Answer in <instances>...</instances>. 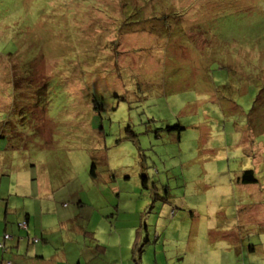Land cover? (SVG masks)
I'll return each mask as SVG.
<instances>
[{"label":"rangeland","instance_id":"rangeland-1","mask_svg":"<svg viewBox=\"0 0 264 264\" xmlns=\"http://www.w3.org/2000/svg\"><path fill=\"white\" fill-rule=\"evenodd\" d=\"M118 3L0 0V113L11 115L0 130L12 128L0 150L1 229L26 214L31 234L52 239L84 225L96 249L130 255L133 233L120 227L154 214L174 241L167 259L145 246L143 264H264V0L143 4L151 22L186 12L175 22L184 40L163 34L170 18L141 31L128 13L130 27ZM22 112L34 116L19 128ZM247 170L258 186L236 182Z\"/></svg>","mask_w":264,"mask_h":264},{"label":"trees","instance_id":"trees-1","mask_svg":"<svg viewBox=\"0 0 264 264\" xmlns=\"http://www.w3.org/2000/svg\"><path fill=\"white\" fill-rule=\"evenodd\" d=\"M119 3L117 5V7L119 8L120 11H123L122 8L124 6L127 7V9L125 8V10L123 11L124 12V21L127 22V24H129V20L127 19V14L129 13V16L131 17L132 21H136L137 23L134 24V26L137 28H139L141 31L143 30L144 28V25H147V24H150L151 28L152 25L151 24H155V27L157 30H161V28H159L157 25H156V22L155 21H159L161 20L162 23L166 24V20L168 18H170L171 22H172V27L169 28V34L164 32V30L162 29L163 31V34L164 35H167L169 38H174V37H179L181 40H184V37H185V34L183 31V27H179L178 24H176L175 22L178 23V18L180 16H183V15H186V12L185 13H171V14H165V13H160L158 15H155L152 17L153 18V21L154 22H151L149 21V19L147 18H144V9L142 8L143 7V4H146L149 0H147L146 2H142L143 3L142 5H140L139 7L135 6L132 7L131 9V6L129 4H131V0H117ZM212 1V0H210ZM1 11H2V8L0 6V21L1 20H4V18H2V14H1ZM7 16V15H5ZM121 16V15H120ZM142 18L148 20V22L144 21ZM118 21H116L115 19V26H116V29L120 28V23L122 22V19L120 17V19H117ZM120 22V23H119ZM123 23V22H122ZM130 27L131 25L133 24H129ZM128 28V26H127ZM12 32V36L14 37L15 34H14V30L12 28H9ZM122 30L124 29L123 27L121 28ZM154 30V28H153ZM120 33V32H118ZM167 38V37H165ZM2 41H6L7 39H3L1 38ZM152 41V40H151ZM12 42V44L14 45V42L13 41H10ZM181 42V41H180ZM182 43V42H181ZM116 44V43H115ZM115 44L112 45V48L115 46ZM15 47V46H14ZM150 48H154V44L153 45H150L149 48L147 47H143V49H145L146 51L148 50H151ZM16 49V48H15ZM143 49H135L134 52H138V51H143ZM154 50V49H153ZM6 54H9L11 57L16 53L15 50L13 49L12 51H8V52H5ZM3 54V53H2ZM25 61H27L26 59L24 60V63ZM262 64V63H261ZM22 71H25L28 69V67L26 65H22L21 67ZM252 70H254L255 72L254 73H259L258 70L252 66L251 68ZM125 70L127 71V74L128 75H132V76H136V77H140L141 76V73L138 70H135V69H128V68H125ZM136 72V73H135ZM140 74V75H139ZM264 74V73H263ZM133 78V77H132ZM13 83V81L11 82ZM12 85V84H11ZM9 84V87L7 88V91H12L11 87H13V85L11 86ZM26 87H28V89H31V85L30 84H25ZM45 88V89H44ZM42 89H39V88H35V93H36V101L39 106H45L43 105V100L44 98H46V93L48 92V88L47 87H44ZM260 88V91L262 92L264 90V80L262 81V85L259 86ZM46 90V92H45ZM262 101V97L260 98L259 100V103L260 104ZM258 110H261L260 112H263L264 111V108H261L260 105L257 107ZM254 110V109H252ZM23 115H19L17 116V120H15L14 123H16V126H18L19 123L21 122H24L27 120H31L32 117L34 115H28L26 113H21ZM0 115L2 116V119H6L7 118V115L11 116L10 114L6 112H1ZM17 115V114H15ZM259 115V114H258ZM8 116V118H9ZM21 120V122H19ZM3 122V121H1ZM31 124H33V122H30ZM19 128H21V126H18ZM28 127V126H27ZM30 127V126H29ZM174 129H177L179 131V127L177 126H174L173 127ZM12 129V128H11ZM10 129V130H11ZM18 129V128H17ZM169 130L172 129V128H168ZM8 130V128H5L0 130V142H5L3 144V147H0V150H2L4 148V146L7 144L6 142V139H8L9 137H11L12 135H10L11 131ZM22 130V131H20ZM8 132V133H5V132ZM20 132H17L16 135H19V136H23V132L25 133H29L30 131H28V128H26V130L24 131L23 129H19ZM23 142V141H22ZM21 142V143H22ZM17 149L20 148V146H17L16 147ZM3 162H5V160L3 159L2 160ZM90 174L92 177H95V163L94 161L92 160L91 162V167H90ZM255 172L253 170H247V171H244L242 173V175L237 178L236 182L241 184V185H246V186H254V185H257L258 186V180L257 178L255 177ZM146 178L143 176L142 177V181L143 182H146ZM263 186H260L259 188L261 189ZM7 200V199H6ZM4 200V201H6ZM103 216L101 215V218ZM31 216L29 214H26L25 216H23L22 218H17L16 220L15 219H11L10 221H8L6 218L3 221L2 224H4L3 226V229H1L0 231V255L3 256V258H5L4 260L0 259V264H18L20 263L21 261L24 260V257L28 260V263L29 264H34V263H30V260L32 261L33 258H38V256H32L31 255V248L35 247V245H43L44 243V240L47 242L48 239H49V233H46L43 228L40 229V234L43 235V236H35L34 234H31L30 233V226H31ZM43 220V216L40 217V221ZM40 224H42V222H40ZM10 223L9 225L7 224ZM62 228V229H65L66 230V226L65 228H63L62 226V222H58L57 223V227ZM11 230V231H10ZM23 231V232H22ZM168 231V230H166ZM75 233H83L85 235H90V234H93V231H90L89 230V227L88 226H77L75 228ZM20 233V234H19ZM65 233V232H62V234ZM138 233V232H137ZM163 234H161V236L159 235V233L157 235H155L152 239L151 238H147L145 236H142L138 233L137 237L135 238V241L133 242L132 244V247H131V258H132V263L134 264H140V261H141V255L144 253L143 252V249L145 246L149 247L150 245H154V243L156 242V246L160 248V250L162 251V249H167V250H170V247H169V244L171 242H173L174 240L172 238H168V235L165 233L167 232H161ZM48 236H47V235ZM67 234V233H66ZM165 236H167V239L165 240ZM162 237V238H161ZM161 239V240H159ZM52 240V238H51ZM95 240V238H94ZM9 242H13V246L12 245H8ZM41 243V244H40ZM148 244H150L148 246ZM37 246V247H39ZM156 246H155V249H156ZM24 247V249H23ZM22 254V255H21ZM95 258L96 260L100 261L102 258L99 256V255H95ZM94 258V259H95Z\"/></svg>","mask_w":264,"mask_h":264},{"label":"crops","instance_id":"crops-1","mask_svg":"<svg viewBox=\"0 0 264 264\" xmlns=\"http://www.w3.org/2000/svg\"><path fill=\"white\" fill-rule=\"evenodd\" d=\"M137 216L138 218L136 219V222L134 221L128 224L125 223L123 226L120 227V230L126 231L127 233H133V238L130 242V249L138 233L141 235V237L145 235V237L151 238V239L159 233V229L157 225L154 224V221H155L154 214L151 215L148 220H145V218L140 219V213L137 214ZM100 219H101V225L104 223L107 225V228L110 227L111 223L108 222L107 219H104V217ZM114 226H115V223H114ZM166 230L168 229L167 228L164 229L163 232H166ZM0 231H1V227H0ZM111 234H107L110 239H112L110 237ZM34 235L40 236L41 234L39 235L34 234ZM94 237H95L94 231H93V234H90V235H85L81 232L80 233L67 232L66 235L63 233L60 237H56L55 239L51 240V238H49L47 242L44 240L43 245L39 247L31 248V255L32 256L36 255L38 256V258L36 259L33 258L32 261L30 260V263H34V264H132L131 254L130 255L127 254L128 252L124 253V251L128 250V246L123 247L124 248L123 252L107 251V248L109 246L99 247L101 249L97 248L99 249L97 251L96 246H95V243L97 240H94ZM166 239H167V236H165V240ZM113 240H114V237H113ZM8 245L13 246V242H9ZM149 245L150 244H148V246ZM112 247H116V246L112 245ZM117 247L120 248L119 241H118ZM149 247L147 251L149 250ZM156 248L158 247L156 246ZM154 251L155 250H153V253ZM165 251H166L165 249H162V251L160 250L158 252L160 255H162V259H165V257L166 259L169 258L168 252H166V254L164 255ZM96 254L102 258L100 261L96 260L95 258ZM144 254L145 253L141 255L140 264H143L142 259H143ZM0 259L4 260L5 258H3V256L0 255ZM147 262L148 263L150 262L149 258ZM18 264H29V263H28V260L24 257V260Z\"/></svg>","mask_w":264,"mask_h":264}]
</instances>
